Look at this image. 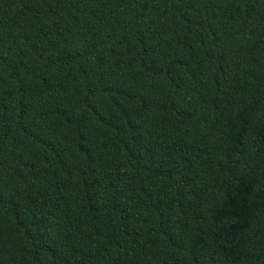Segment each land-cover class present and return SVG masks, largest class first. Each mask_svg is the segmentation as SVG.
Returning a JSON list of instances; mask_svg holds the SVG:
<instances>
[{"label": "trees", "instance_id": "trees-1", "mask_svg": "<svg viewBox=\"0 0 264 264\" xmlns=\"http://www.w3.org/2000/svg\"><path fill=\"white\" fill-rule=\"evenodd\" d=\"M0 264H264V0H0Z\"/></svg>", "mask_w": 264, "mask_h": 264}]
</instances>
